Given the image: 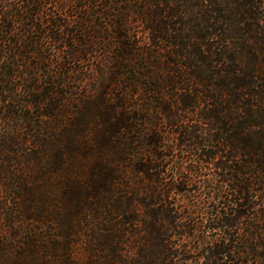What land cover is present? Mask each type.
I'll return each mask as SVG.
<instances>
[{
	"label": "trees",
	"instance_id": "trees-1",
	"mask_svg": "<svg viewBox=\"0 0 264 264\" xmlns=\"http://www.w3.org/2000/svg\"><path fill=\"white\" fill-rule=\"evenodd\" d=\"M0 264H264V0H0Z\"/></svg>",
	"mask_w": 264,
	"mask_h": 264
}]
</instances>
